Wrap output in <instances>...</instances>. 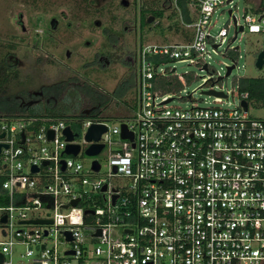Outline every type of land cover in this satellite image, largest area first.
I'll use <instances>...</instances> for the list:
<instances>
[{
	"label": "built area",
	"instance_id": "2783aa9c",
	"mask_svg": "<svg viewBox=\"0 0 264 264\" xmlns=\"http://www.w3.org/2000/svg\"><path fill=\"white\" fill-rule=\"evenodd\" d=\"M169 1L183 15L180 0ZM182 1L192 21L181 20L191 36L140 42L135 108L112 117L113 126L111 117L91 111L77 117L75 129L50 116L1 117L0 264H264V114L250 113L264 110V103L242 89V77L236 92L216 89L223 78H212L210 105H171L176 96L167 92L181 83L174 62L211 70L208 46L218 49L229 26L238 32L228 51L239 52L233 43L246 30L264 36L262 0H248L253 12L243 20L235 0ZM222 5L230 6L229 25L215 31ZM231 65L233 71L238 59ZM93 124L107 127L98 141L86 139ZM123 124L132 139L122 137ZM94 143L103 145L97 155L107 162L106 180L98 176L104 163L86 154ZM68 144L80 146L76 156L65 152ZM16 247L24 251L14 262Z\"/></svg>",
	"mask_w": 264,
	"mask_h": 264
},
{
	"label": "rangeland",
	"instance_id": "374dc122",
	"mask_svg": "<svg viewBox=\"0 0 264 264\" xmlns=\"http://www.w3.org/2000/svg\"><path fill=\"white\" fill-rule=\"evenodd\" d=\"M155 2L156 6L165 3L161 26L150 23L138 30L134 28L140 21L141 10ZM233 4L237 6L242 20L246 13L253 12L247 9L250 7L248 0H235ZM173 8L169 0H0V48L14 44L9 48L13 52H9L13 55L11 60L15 61L18 77L10 82L9 94L25 92L26 95H21L29 106L37 102V98L32 96L39 94L43 95L39 96L43 102L48 103L47 98L50 97L52 103L57 104L67 86L86 83L103 95L104 100L109 99L102 105L104 115H129L132 112L130 108L135 104V55L140 42L150 44L182 40L181 31L175 26L170 29L168 26L184 17L178 12L170 18ZM229 8V5H222L217 9L215 31L229 25ZM21 14L25 28L19 22ZM179 25L181 30H187L180 21ZM233 36L234 29L229 26V35L218 49L208 46L205 61L210 64L211 70H201L189 61L173 63L181 83L167 90L176 96L171 105L188 107L192 102L201 106L213 104V95L204 91L211 87L214 77L223 78L216 81V89L223 87L236 92L238 78L264 76V68L259 69L255 65V51L264 45V36L246 30L233 43V46H239V52L226 50ZM234 59H238L239 66L226 76V67ZM164 66L167 65L160 68ZM57 90H60L58 94ZM52 92L57 94L55 98ZM88 96H83L82 111L92 104ZM250 113L262 115L264 110L251 108ZM107 123L113 126L117 120L109 118ZM84 135L85 131L79 129L78 140L82 141ZM97 157L104 163L98 176L106 180L108 168L104 154ZM77 159L83 161L81 157ZM91 159L85 157L84 160L89 162ZM114 182L117 181L114 179ZM23 251V247L15 248L14 262L22 259L20 254Z\"/></svg>",
	"mask_w": 264,
	"mask_h": 264
},
{
	"label": "trees",
	"instance_id": "16d2710c",
	"mask_svg": "<svg viewBox=\"0 0 264 264\" xmlns=\"http://www.w3.org/2000/svg\"><path fill=\"white\" fill-rule=\"evenodd\" d=\"M161 1V0H159ZM166 1V0H164ZM156 2L151 4L150 6L145 7V9L141 10V27H145L148 24H154V21L156 19H159V24L153 25V26H161V19L165 16V3H162L163 5L156 6ZM179 6L181 11L183 12V20H185L188 23H191L192 19L189 17V10L187 8V4L185 1L180 0ZM262 6L264 7V0H262ZM174 13L170 16V18H173L177 15L179 12L177 9L173 8ZM152 22H149L148 20L152 19ZM179 21L182 23V20H175L174 25L169 24V29L171 27L174 28V26L177 28L178 31H181L182 35L191 36L190 31H183L180 28ZM166 26L165 28L167 29ZM142 43V42H141ZM17 77V73L15 75H10V73L7 74H0V117L4 116H11V115H32V116H50L56 119H63L71 124L72 128H78L79 123L77 117H82L81 115L88 114L86 111H91L94 113V115H99L102 113V105H105L109 102V99L103 98V95L98 94L94 88L89 87L86 83L83 85H73V86H67L65 89L63 97L59 98L57 100V104L52 103V99L48 97L49 99L48 103L43 102L39 96H43L42 94L37 95H31L33 98H37V102L34 103V105L29 106L28 102L21 104V98L24 97L22 95H26L25 92H22L20 95H10V82L12 79H15ZM76 80V79H75ZM242 83V89L248 90L250 92V98L255 102H263L264 103V77H258V78H244L241 81ZM60 90H57V94ZM135 103H136V95L137 91H135ZM45 94V93H44ZM53 97L55 98L57 94H54ZM90 97V104L89 109L87 110H80L81 104L83 100V96ZM48 96V95H45ZM123 97V96H122ZM121 97V98H122ZM104 100V101H103ZM32 104V103H31ZM135 108V104L130 108L132 110ZM107 117H116V116H108ZM106 117V118H107Z\"/></svg>",
	"mask_w": 264,
	"mask_h": 264
},
{
	"label": "water",
	"instance_id": "95a60500",
	"mask_svg": "<svg viewBox=\"0 0 264 264\" xmlns=\"http://www.w3.org/2000/svg\"><path fill=\"white\" fill-rule=\"evenodd\" d=\"M228 12L231 13V10H229ZM262 16H264V13H263ZM152 21H153V19H150L149 20V22H152ZM242 30H243V27H240V31H242ZM237 32L238 31L235 32V35L232 38L231 42H233L236 39ZM255 65L259 69L263 68V66H264V49L261 50V52L258 54L257 59L255 61ZM226 68H227L226 76H228L231 73L232 69L234 68V65L227 66ZM204 92L211 93V92H215V91H213V90H207V91H204ZM218 94H222V93H218ZM169 100H171V98ZM243 105H244V108L246 109L247 108L246 101L243 102ZM88 112L89 111H86V113H88ZM122 127H123L122 137H124V138H128L129 137L130 139H132L133 138L132 132H128L127 131V128H126V125L125 124H123ZM106 129H107V127L105 125H102V124H93L88 129V131H87L86 139L88 141H91V140L98 141L99 138H100V136H101V134L103 132H105ZM64 134L66 135V137H67V139L69 141H71V140L74 139V134H73V132H72V130H71V128L69 126L66 127V129L64 131ZM3 135L4 134H2L1 136H3ZM53 136H54V132L52 130L49 131V138H53ZM3 145L4 144H0V149H1V147ZM102 147H103L102 144H100V143H94V144H92L90 147H88L86 149V154L89 155V156L97 155L101 151ZM79 150H80V146L78 144H68V146L66 147L65 152L68 153V154H72V155H75L76 156L78 154ZM93 168L96 171H98L99 168H100V164L97 161H94L93 162ZM32 171L33 172H37L38 171V167H33L32 168ZM105 188H106V186H104L103 189H105ZM115 198H116V196L114 197V199ZM78 201H79V199L74 200V201H72V204L73 205H76ZM5 219L6 218H3V221H5ZM32 222L44 223V222H47V220H44V219H35V220H32ZM2 258H3V256H2V254H0V262L2 261Z\"/></svg>",
	"mask_w": 264,
	"mask_h": 264
},
{
	"label": "flooded vegetation",
	"instance_id": "af4514ba",
	"mask_svg": "<svg viewBox=\"0 0 264 264\" xmlns=\"http://www.w3.org/2000/svg\"><path fill=\"white\" fill-rule=\"evenodd\" d=\"M139 19H140V21L138 22V24L134 26V28H137V30L139 29V27L142 26L141 25L142 24L141 23V20H142L141 16ZM19 22H20L21 27L25 28V24L23 23V19H22V14L19 18ZM12 47H14V44H9V45L5 46V49H3V47H2V49L0 48V74L10 73V75H15V73H17V71H15V69H16L15 61L11 60V59H13L12 58L13 55H12V53L9 52V51H12L9 49ZM17 78L18 77H16V79ZM23 102L26 103L25 100L21 98L20 103L23 104ZM0 119H1V117H0Z\"/></svg>",
	"mask_w": 264,
	"mask_h": 264
}]
</instances>
